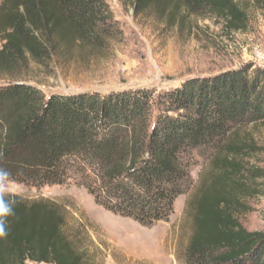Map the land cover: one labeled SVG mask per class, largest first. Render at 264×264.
Returning a JSON list of instances; mask_svg holds the SVG:
<instances>
[{
  "label": "trees",
  "instance_id": "trees-1",
  "mask_svg": "<svg viewBox=\"0 0 264 264\" xmlns=\"http://www.w3.org/2000/svg\"><path fill=\"white\" fill-rule=\"evenodd\" d=\"M133 17L148 11L169 27L212 15L245 26L239 0H118ZM121 35L106 0H1L0 177L36 187L73 181L106 210L149 227L167 221L174 199L193 188L190 166L203 167L183 210V264H264V230L238 216L264 196V169L250 159L262 148L247 127L264 126V67L241 66L191 76L172 87L106 93L46 94L15 79L46 76L103 54ZM14 201L0 264H101L88 225L62 203ZM93 245V244H92Z\"/></svg>",
  "mask_w": 264,
  "mask_h": 264
},
{
  "label": "rangeland",
  "instance_id": "rangeland-1",
  "mask_svg": "<svg viewBox=\"0 0 264 264\" xmlns=\"http://www.w3.org/2000/svg\"><path fill=\"white\" fill-rule=\"evenodd\" d=\"M121 35L107 41L103 54L71 64L46 76L35 69L15 79L38 85L46 94L96 91L106 93L140 87H172L191 76H208L241 66L264 67V0H239L246 23L233 30L225 19L212 15L186 16L169 27L166 19L148 11L133 17L118 0H106ZM1 2V0H0ZM1 46V42H0ZM6 78L0 76V84ZM262 148L250 159L264 169V126L247 127ZM203 164L200 158L190 166L193 188ZM3 194L28 200L45 198L62 203L75 221L88 225L93 249H99L101 264H183L178 259L183 210L193 188L178 195L167 221L145 227L99 205L94 197L73 181L39 187L2 180ZM264 184V180H261ZM249 211L238 216L250 231L264 230V196L248 199ZM45 264V263H40Z\"/></svg>",
  "mask_w": 264,
  "mask_h": 264
},
{
  "label": "clouds",
  "instance_id": "clouds-1",
  "mask_svg": "<svg viewBox=\"0 0 264 264\" xmlns=\"http://www.w3.org/2000/svg\"><path fill=\"white\" fill-rule=\"evenodd\" d=\"M3 158V154L0 153V159ZM9 173L0 168V177H7ZM3 181H0V185ZM15 215L14 201L10 198H5L3 191L0 190V237L7 235L8 217Z\"/></svg>",
  "mask_w": 264,
  "mask_h": 264
}]
</instances>
